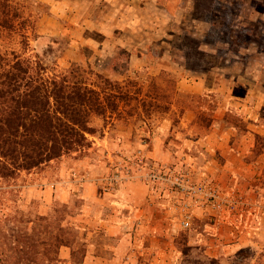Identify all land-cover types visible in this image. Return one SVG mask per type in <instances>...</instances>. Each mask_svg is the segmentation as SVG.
I'll return each mask as SVG.
<instances>
[{
  "label": "rangeland",
  "instance_id": "obj_1",
  "mask_svg": "<svg viewBox=\"0 0 264 264\" xmlns=\"http://www.w3.org/2000/svg\"><path fill=\"white\" fill-rule=\"evenodd\" d=\"M15 2L27 43L0 31L1 49L94 83L101 74L130 94L119 116L97 119L86 152L0 179V264H264V0H190L172 21L176 0H160L167 11L130 7L133 26L119 15L129 0ZM244 43L254 45L240 54L255 60L234 64ZM246 79L259 82L251 128L234 104ZM234 150L250 167L232 174L220 159Z\"/></svg>",
  "mask_w": 264,
  "mask_h": 264
},
{
  "label": "trees",
  "instance_id": "obj_2",
  "mask_svg": "<svg viewBox=\"0 0 264 264\" xmlns=\"http://www.w3.org/2000/svg\"><path fill=\"white\" fill-rule=\"evenodd\" d=\"M20 6L0 0V31H20L26 42L28 17ZM89 75L74 66L52 71L39 56L0 48V179L86 152L92 144L88 135L98 130L97 119L107 123L120 115V103L130 93L119 81L95 74L94 83ZM55 241L56 247L66 244Z\"/></svg>",
  "mask_w": 264,
  "mask_h": 264
},
{
  "label": "crops",
  "instance_id": "obj_3",
  "mask_svg": "<svg viewBox=\"0 0 264 264\" xmlns=\"http://www.w3.org/2000/svg\"><path fill=\"white\" fill-rule=\"evenodd\" d=\"M159 1L160 0H129V3L131 5V6L128 7L129 10L127 12H124V10H125L124 9L122 12L119 13V15L120 16L122 15L124 17L126 16V18L128 17L127 21H129V22H127V23L133 26V24H137L139 19H137L136 16L132 12H130L132 7H134V8L136 7L137 8L141 4H144V5H146V7H148V5H150L152 7L154 6V7L159 8V9L162 8L163 11H167V9L165 8V6L163 4L162 5L158 4ZM186 2H190V0H176V2H175L176 9H174V12L171 13L170 15L166 14V17L168 19H170V21H172V18L179 19L180 16H183V14H184V7L186 5ZM194 5H195L194 1L190 3L191 7H194ZM139 8H140L141 11L146 12V10H143L144 8H141V7H139ZM125 13H126V15H125ZM188 13L191 14V10ZM150 17L153 18L152 15H150ZM190 22L194 23L196 26H200L201 23H202V20L200 21L201 23H196L197 20L195 19V17L194 16H190ZM203 22L206 23L207 21L204 20ZM262 30H263L262 31V35H264V27H263ZM251 45H254V44L253 43H244V44H242L241 46L238 47L237 51H234V64H241V63L242 64L243 63L250 64V63H252L255 60L256 56H254V55L253 56H246L244 58L240 54L244 49L250 50L252 48ZM124 46L127 47V45H124ZM137 61H135V63H137ZM235 81H237V80H234V84H235ZM238 81H240V80L238 79ZM243 84L245 86V91L242 90V92H239V94L234 95V98H236V99H234L235 100L234 104L237 103L238 105L242 106V109L240 110V112L244 113V118H246V121L249 123L248 127L251 128L256 123L255 121L253 122L254 124L251 123V119H254L257 116V114L261 113L260 109H256V108H261V105L259 104V100L255 99V97H253V96H255L254 93H253L255 87L254 86L251 87V85H255L256 86V85L259 84V82H256V81L251 80V79H246V82H244ZM259 88H260L259 89L260 90L259 97L261 99L263 97L262 94L264 93L263 92L264 91V86L263 85H259ZM239 100H242V101H239ZM254 103H256V106L253 107L252 104H254ZM261 114L264 117V111ZM263 121H264V118H263ZM262 125L264 127V124H262ZM228 132H230L232 134L237 133V131L235 130V125H234V132H232L230 129L228 130ZM224 135H226V134H224ZM214 136H215V134L211 135L210 138L215 139ZM227 154H228V156H227ZM247 155H248V153H245L243 151H238V150L237 151L234 150L232 152H222V157H221L220 160H225V159L231 160L233 163H231L230 171H231L232 174H234V169H238V168H236V165H239V167H240V166H243L244 163H246V162H244V157L247 156ZM245 167L249 168L250 166L249 165H245ZM212 168L214 170L218 171L216 167L213 166ZM219 168H223V166H220ZM221 173H222V175H224V170ZM67 185H68L67 183H64L61 186H62L63 189L64 188L66 189ZM72 185H69V186L72 187ZM94 185H95V182H91L90 184H87V186H89L88 190H90V194H93V192H94L93 191ZM140 190H142V189H140ZM63 191H65V190H63ZM61 193H62V191H61ZM64 193H62V196L64 195Z\"/></svg>",
  "mask_w": 264,
  "mask_h": 264
},
{
  "label": "built area",
  "instance_id": "obj_4",
  "mask_svg": "<svg viewBox=\"0 0 264 264\" xmlns=\"http://www.w3.org/2000/svg\"><path fill=\"white\" fill-rule=\"evenodd\" d=\"M156 178H164V175L158 176V174L153 173L150 176V179L152 181H155ZM164 179H168V178H164ZM208 190L211 193H215L216 194L215 189L209 188ZM191 206H192L191 204H186V207H184V210H183L182 215L180 217V223H181L182 227H189L190 224H191V219H192Z\"/></svg>",
  "mask_w": 264,
  "mask_h": 264
}]
</instances>
